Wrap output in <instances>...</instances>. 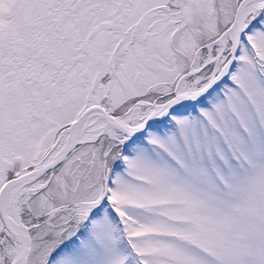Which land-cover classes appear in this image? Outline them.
<instances>
[{"label":"snow or ice","instance_id":"snow-or-ice-1","mask_svg":"<svg viewBox=\"0 0 264 264\" xmlns=\"http://www.w3.org/2000/svg\"><path fill=\"white\" fill-rule=\"evenodd\" d=\"M0 264H264V0H0Z\"/></svg>","mask_w":264,"mask_h":264}]
</instances>
